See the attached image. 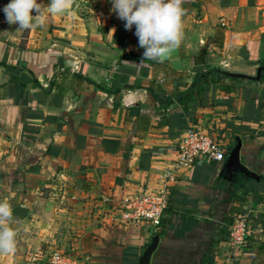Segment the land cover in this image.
Here are the masks:
<instances>
[{"label":"crops","instance_id":"crops-1","mask_svg":"<svg viewBox=\"0 0 264 264\" xmlns=\"http://www.w3.org/2000/svg\"><path fill=\"white\" fill-rule=\"evenodd\" d=\"M182 7L183 39L162 62L143 60L135 26L125 29L111 0H68L65 13L45 11L27 30L0 10V200L12 205L17 232L0 264H46L55 250L87 264H139L153 231L109 224L92 204L141 186L167 197L148 264H264V72L247 77L264 65V0ZM208 71L226 79L201 94L196 79ZM190 124L214 127L222 161L176 167ZM233 190L244 201H229ZM232 207L257 242L238 253L228 238L214 242Z\"/></svg>","mask_w":264,"mask_h":264},{"label":"clouds","instance_id":"clouds-1","mask_svg":"<svg viewBox=\"0 0 264 264\" xmlns=\"http://www.w3.org/2000/svg\"><path fill=\"white\" fill-rule=\"evenodd\" d=\"M112 11L123 20L126 30L135 26L140 48L144 49L143 60L162 62L183 39L182 17L185 9L183 0H111ZM68 8V0H49L42 7L37 0H9L2 7L9 25L27 30L34 23L42 24L45 11L50 14H63ZM33 10L36 15H32ZM40 16L39 21L34 17ZM14 221L13 207L7 200H0V252L13 254L16 251V230L11 227Z\"/></svg>","mask_w":264,"mask_h":264},{"label":"built area","instance_id":"built-area-1","mask_svg":"<svg viewBox=\"0 0 264 264\" xmlns=\"http://www.w3.org/2000/svg\"><path fill=\"white\" fill-rule=\"evenodd\" d=\"M0 135V158L3 155ZM178 154L176 167L189 168L201 157L220 162L225 156V147L219 140L214 127L190 124L176 141ZM167 205L165 190L151 191L147 186L129 194L119 202H112L107 195L94 198L93 210L103 221L156 230ZM250 226L247 215H238L228 227V244L235 252L247 246ZM86 259L64 251L55 250L49 255L47 264H87Z\"/></svg>","mask_w":264,"mask_h":264},{"label":"trees","instance_id":"trees-1","mask_svg":"<svg viewBox=\"0 0 264 264\" xmlns=\"http://www.w3.org/2000/svg\"><path fill=\"white\" fill-rule=\"evenodd\" d=\"M225 77L221 74H219L218 72H214V71H208L205 72L203 75H201L200 77L198 76V78L196 79V84L199 85V90L200 93L202 94V92H207L208 91V87L210 84L216 83L218 85H220L221 83L225 82ZM229 80L231 82H234L235 80H238L237 77H231L229 78ZM225 89H229V87L225 86ZM156 100L158 101V103L164 108L168 103H169V99H166L165 97H159L156 95ZM245 196L239 194V192L237 191H231L230 193V197H229V201H232L234 203H240L241 200L244 201ZM167 208V205H166ZM165 208V209H166ZM164 209V211H165ZM163 211V213H164ZM240 209L238 207H232L229 211V214L226 215L223 220H222V225L219 228V236L217 239L214 240V242H219V241H227L228 238V227L229 225L233 222L235 214L236 213H240ZM168 219L166 217H161L160 223L157 226L156 230L153 231L152 233V237L157 235L162 236L163 231H164V227L167 224ZM151 237V238H152ZM247 243L248 246H255V244L257 243L256 240L252 239L251 237H247Z\"/></svg>","mask_w":264,"mask_h":264},{"label":"water","instance_id":"water-1","mask_svg":"<svg viewBox=\"0 0 264 264\" xmlns=\"http://www.w3.org/2000/svg\"><path fill=\"white\" fill-rule=\"evenodd\" d=\"M262 72H264V65H261L257 68L255 76H247V77L249 79H252V80H259ZM238 149H239V146H237L233 152V158L229 164L231 168H234L235 165L237 164ZM158 240H159V237L157 235L152 237L151 243L147 246V248L145 249L141 258L139 259V264H148V260L151 256L152 252L155 250V248L158 244Z\"/></svg>","mask_w":264,"mask_h":264},{"label":"rangeland","instance_id":"rangeland-1","mask_svg":"<svg viewBox=\"0 0 264 264\" xmlns=\"http://www.w3.org/2000/svg\"><path fill=\"white\" fill-rule=\"evenodd\" d=\"M64 252H66V253H70V254H73L72 252H69V251H64ZM50 255V254H49ZM73 255H76V254H73ZM47 259H49V257L47 258ZM47 263H48V261H47ZM46 263V264H47Z\"/></svg>","mask_w":264,"mask_h":264}]
</instances>
